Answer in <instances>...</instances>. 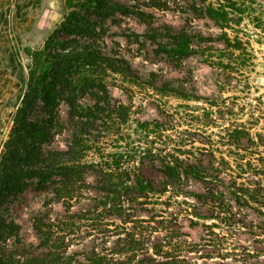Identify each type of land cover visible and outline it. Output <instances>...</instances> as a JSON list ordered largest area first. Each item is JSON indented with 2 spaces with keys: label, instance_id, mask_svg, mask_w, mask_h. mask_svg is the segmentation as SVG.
Segmentation results:
<instances>
[{
  "label": "trees",
  "instance_id": "obj_1",
  "mask_svg": "<svg viewBox=\"0 0 264 264\" xmlns=\"http://www.w3.org/2000/svg\"><path fill=\"white\" fill-rule=\"evenodd\" d=\"M202 1L207 4L206 12L221 27L229 23V10L244 11L237 0ZM129 14L143 20L152 18L140 11L136 3L124 0H65L64 19L43 49L28 50L27 74L19 51L10 54L9 63L17 73L23 96L0 158V208L10 197L36 183L39 190L51 192V199L61 203L63 210H54L50 199L34 215L38 244L26 242L20 234L21 226L0 213V264H194L182 253L186 241L175 228L178 214L161 207L166 205L163 197L168 195L167 204L174 198L177 202L182 195L194 196L199 203L207 204L208 195L188 190L186 179L193 176L213 185L209 194L222 184L237 200L247 202V193L234 192L236 181L225 184L222 173L235 172L228 161L218 166L202 160L191 163L182 157L181 147L166 142L156 146L167 130L166 124L159 121H144L140 127L155 134V147L149 156L162 166L161 180L143 175L137 153L109 148L124 138L131 111L121 100L114 99L109 86L121 87L126 93V84L157 88L153 81L140 78L125 57L106 50L111 23L121 25L117 17ZM61 33L66 35L64 39H60ZM148 36L171 40L173 47L165 50L173 57H185L194 38L207 39L202 34L191 35L185 29L171 27L153 29ZM226 38L230 45V38ZM233 47L243 48L239 43ZM159 89L164 95L217 105L207 95L190 93L169 82ZM41 99L43 116L33 119L32 113ZM62 104L67 106L66 122L59 113ZM67 124L71 137L66 147L54 148L53 139ZM203 146L212 153L216 150L212 142ZM90 175L94 182L89 180ZM262 194H252L249 199L260 202ZM83 198L90 200V204L74 211V205ZM224 201L219 204H225ZM150 206L155 221L138 215ZM188 210L183 208L182 215L185 211L191 217H202L201 209L195 205L190 213ZM83 227L91 230L92 245L71 250ZM164 230L165 235L156 237ZM112 236L117 237L109 245L108 238Z\"/></svg>",
  "mask_w": 264,
  "mask_h": 264
},
{
  "label": "rangeland",
  "instance_id": "obj_2",
  "mask_svg": "<svg viewBox=\"0 0 264 264\" xmlns=\"http://www.w3.org/2000/svg\"><path fill=\"white\" fill-rule=\"evenodd\" d=\"M124 1L136 3L140 11L152 18L118 16L116 21L120 20L121 25L111 23L106 50L125 57L140 78L153 81L157 88L141 83L126 84L129 87L126 93L121 87L109 86L114 99L131 109L124 138L109 148L137 153L143 175L154 181L161 180L162 166L149 156L155 147V134L140 127L144 121L153 124L159 121L166 124L167 130L156 146L166 142L172 147H181L182 157L191 163L202 160L218 166L228 161L227 165L231 164L235 172L222 173L225 184L236 181L234 192L247 193L249 197L263 193L260 202L249 197L247 202L237 200L222 184L214 189L215 193L209 194L211 183L188 176V190L203 192L209 196V202L199 203L194 196L182 195L177 202L174 198L167 204L166 195L163 197L166 205L161 207L178 214L175 228L186 241L182 253L194 264H264V202H261L264 201V0H237L244 11L229 10L226 27L219 26L209 16L207 4L202 0ZM64 14L65 0H0V158L23 96L17 73L9 63L10 54L19 51L27 74L28 50L43 49ZM165 27L185 29L191 35L202 34L207 39L194 38L185 57L169 56L165 49L173 47L171 40L148 36L153 29ZM131 32L135 33L128 36ZM59 37L64 39L66 35L61 33ZM226 37L230 38V45ZM235 43L243 48L235 49ZM165 82L196 95H207L217 105L164 95L159 87ZM38 105L32 113L33 119L43 116L42 99ZM162 107L170 111H162ZM59 113L66 122L65 104L60 106ZM70 131L67 124L56 134L52 146L66 147ZM211 142L216 149L213 153L203 148V144ZM89 180L94 182L93 175ZM52 197L51 192L39 190L34 183L18 196L10 197L0 213L21 226L20 234L26 242L38 244L33 217ZM222 201L225 204H219ZM50 202L54 210H63L61 203L54 199ZM90 202L83 198L72 209L78 211ZM194 205L201 209L202 217H191L185 211L182 215L183 208H188L190 213ZM152 209L151 206L141 209L138 215L155 221ZM162 232L156 233V237L165 235L166 231ZM77 233L71 250L89 248L94 239L91 230L83 227ZM116 237L108 238L109 245Z\"/></svg>",
  "mask_w": 264,
  "mask_h": 264
}]
</instances>
